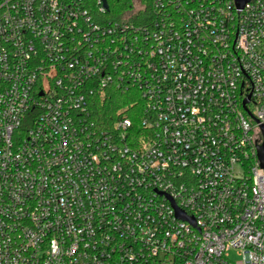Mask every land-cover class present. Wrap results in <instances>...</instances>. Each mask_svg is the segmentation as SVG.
Here are the masks:
<instances>
[{"label": "built area", "instance_id": "obj_1", "mask_svg": "<svg viewBox=\"0 0 264 264\" xmlns=\"http://www.w3.org/2000/svg\"><path fill=\"white\" fill-rule=\"evenodd\" d=\"M105 2L0 0V264H264V0Z\"/></svg>", "mask_w": 264, "mask_h": 264}, {"label": "trees", "instance_id": "obj_2", "mask_svg": "<svg viewBox=\"0 0 264 264\" xmlns=\"http://www.w3.org/2000/svg\"><path fill=\"white\" fill-rule=\"evenodd\" d=\"M130 92H122L120 90L109 88L104 95L95 98L92 105L93 118L104 124H110L115 119L118 110L131 104L129 98ZM135 126L138 125V118L134 119Z\"/></svg>", "mask_w": 264, "mask_h": 264}, {"label": "water", "instance_id": "obj_3", "mask_svg": "<svg viewBox=\"0 0 264 264\" xmlns=\"http://www.w3.org/2000/svg\"><path fill=\"white\" fill-rule=\"evenodd\" d=\"M249 1L250 0H236L237 7L240 8V9H242L245 6V4L247 2H249ZM104 3L106 5L105 0H104ZM243 81L244 80H242L241 86L243 85ZM241 86H240V93H242L241 92ZM251 92H252V90H251ZM251 92L250 93H245V94H247V97L246 98H243V105L246 108V110L249 112V114L251 115V117H254L256 119L257 123H258V126L256 127V130H255V146L257 148V155H258V158L260 160V166L264 168V123H262L261 121H259L248 110L247 106L245 105V102L251 100V98H250ZM179 216L182 217V218L187 219V217L183 213H179ZM189 220H193V219L192 218H189Z\"/></svg>", "mask_w": 264, "mask_h": 264}, {"label": "rangeland", "instance_id": "obj_4", "mask_svg": "<svg viewBox=\"0 0 264 264\" xmlns=\"http://www.w3.org/2000/svg\"><path fill=\"white\" fill-rule=\"evenodd\" d=\"M231 259L233 261H238V260L242 259V256L239 255L237 252H231Z\"/></svg>", "mask_w": 264, "mask_h": 264}]
</instances>
